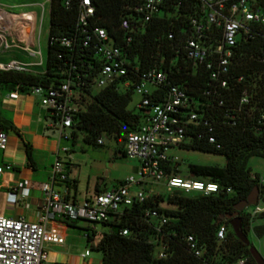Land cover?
Wrapping results in <instances>:
<instances>
[{"label":"trees","instance_id":"obj_1","mask_svg":"<svg viewBox=\"0 0 264 264\" xmlns=\"http://www.w3.org/2000/svg\"><path fill=\"white\" fill-rule=\"evenodd\" d=\"M65 1L68 5L64 4ZM88 1L94 11L91 25L103 28L112 43L121 49L128 61V78L135 83L143 72L152 68L163 69L171 82L199 102L196 111L207 119L208 125H190L192 137L180 148L221 154L225 159L222 166L188 165L189 177L216 183V192L201 195L175 190L165 197L173 208L159 205L163 200L161 194H150L142 202H133L124 208L114 220L104 223L107 231H92L86 239L90 248L101 253V264H214L239 256H245L249 264H255L248 246L234 236L226 215L254 186L258 187V198L264 200L262 181L257 174L251 173L247 165L250 156L264 158V62L260 60L264 38L256 35L246 41L240 40L225 75L227 87L213 88L208 86L209 71L203 66H193L184 48L191 31L189 18L198 10L197 0H169L163 14L153 16L142 25L132 22L131 30L127 32L120 29L119 19L121 14L129 12L126 7L135 0ZM177 1L181 4L175 9L173 5ZM79 2L49 0L43 72L0 71V86L11 85L20 92H26L30 86L55 87L64 78L76 80L77 76L84 93L80 101L89 100L83 110L72 116L70 138L73 140L76 132H81L85 143L99 146L101 144H96V139L105 132L122 143V134L134 130L139 123V111L127 107L133 86L123 91L115 84L99 88L96 92L91 89L100 60L94 53L95 41L82 47L81 33L76 24ZM62 38H73L74 41L67 47L60 43ZM126 78L123 76L121 80ZM156 92L160 93V89ZM243 92L248 102L239 106ZM0 128L7 127L0 123ZM197 133L201 137H197ZM208 136H212L214 142H209ZM24 145L26 157L30 160L31 148L27 142ZM117 152L124 155L121 146ZM164 172L176 174V163L173 166L168 163ZM147 209L162 212L170 218L162 227V234L144 216ZM263 214L264 211L259 212V215ZM239 215L246 234L251 218L244 210ZM220 225L226 227V232L224 239L218 241L216 230ZM123 228L127 230L125 235L121 233ZM253 232L257 237L261 236L264 225L254 226ZM187 235L193 237L196 247L201 250L200 256H195L188 249ZM96 236L97 240L93 242ZM160 240L166 243L164 258L156 256Z\"/></svg>","mask_w":264,"mask_h":264},{"label":"built area","instance_id":"obj_2","mask_svg":"<svg viewBox=\"0 0 264 264\" xmlns=\"http://www.w3.org/2000/svg\"><path fill=\"white\" fill-rule=\"evenodd\" d=\"M168 1L135 0L132 5L126 7L129 12L120 15V29L130 31L132 22L142 25L153 16L163 14ZM64 4L68 5V2L65 1ZM180 4V1H177L173 7L177 9ZM197 7L195 15L189 18L191 31L185 39L186 57L193 66H203L209 71L208 86L226 88L225 75L228 74L239 41L252 39L256 35L264 38V0H197ZM42 12L41 5L40 20ZM93 12V6L88 0H80L76 24L81 33L82 47L88 46L92 40L95 41L94 53L100 60V67L92 80L91 89L115 84L123 91L133 86V92L139 95L140 99L136 103L139 123L134 130L124 133L122 141L124 156L136 159L139 165L134 175L125 177L116 186L97 190L77 201L60 195L53 188L55 183H66L67 180L66 171L58 155L59 150L56 151L50 167L49 181L41 187L44 198L37 220L29 221L23 216L12 218L0 214V264H44L47 260L44 243L63 242V236L56 228L45 227L44 223L48 219L57 216L65 222L84 220L103 225L114 220L133 202H142L146 196L157 194L144 189V185L150 180H164L168 190H181L185 194L207 195L218 190V185L214 182L192 177L182 179L176 174L164 172V167L170 163L169 149L181 147L192 137L190 125H208L207 119L196 111L199 102L182 87L171 82L163 69H149L143 72L135 83L128 78L130 70L127 68V59L121 49L112 43L103 28L91 25L90 18ZM20 16L28 23L32 19L29 13H20ZM73 41V38H62L60 43L69 47ZM8 46L6 35L0 33V48ZM260 60L264 62V51ZM0 71L27 72L28 64L12 58L0 61ZM123 76L127 78L121 80ZM75 79L66 77L55 87L30 86L26 91L39 97L40 105L47 110L50 126L57 125L59 138L67 139L70 136L64 129H71L72 116L83 110L80 101L81 94L84 95L81 91L82 82L77 76ZM240 79L241 77L238 78ZM157 89H160V93L156 92ZM18 92L17 87H14L8 92L7 97L15 99ZM247 102L248 98L243 92L238 105ZM207 131H210V128H207ZM197 137H201V134L197 133ZM6 138V131L0 128V150L5 147ZM207 139L214 142L212 136H208ZM96 144H102L100 138L96 139ZM61 150L67 153V148ZM66 156L69 158V154ZM10 167L7 163L0 164V180L4 171ZM259 181L263 179L259 178ZM10 191V195L13 196L19 190L17 186H12ZM25 194L26 190L22 192V195ZM257 202L258 199L256 204L252 205L250 218L264 211V208L258 207ZM144 216L160 234L162 227L170 220L164 213L153 209H147ZM92 231H96L94 226L84 229L83 237L87 239ZM225 232L226 227L220 225L216 230L218 241L224 239ZM121 233L125 235L127 230L123 228ZM185 241L188 249L195 256H200L201 250L196 247L193 237L187 235ZM165 246L166 243L160 240L156 246L158 258L165 257ZM88 254L89 249L85 248L80 257L85 258ZM214 264L249 263L245 256H239Z\"/></svg>","mask_w":264,"mask_h":264},{"label":"crops","instance_id":"obj_3","mask_svg":"<svg viewBox=\"0 0 264 264\" xmlns=\"http://www.w3.org/2000/svg\"><path fill=\"white\" fill-rule=\"evenodd\" d=\"M31 24L32 19L28 23L20 13L0 10V33L6 35L9 44L7 48H0L8 51L7 54H0V57L6 61L12 58L22 61L21 56L24 54L31 57L38 55L37 60L27 63L28 71L38 74L44 68H37L42 66L39 45L37 50L31 49ZM11 90L0 86V123L7 127L4 129L6 144L0 150V164L11 166L4 171L0 180V214L12 218L23 216L29 221H36L44 198L41 187L49 181L50 167L58 151V134L56 138L47 110L40 105L38 96L19 91L17 98H8L7 94ZM25 142L31 148L30 160L25 154ZM55 184L56 189L61 191V187L67 183ZM12 186H17L19 190L13 196L10 195ZM24 190L26 194L22 195ZM97 190L94 187V192ZM65 195L75 199L74 193L70 191L62 192V196ZM44 225L46 228H56L63 236L61 244L44 243L47 251L44 264H101V257L90 253L85 258L80 257L85 250L81 247V241L86 239L83 237L84 229L77 221L65 222L55 216Z\"/></svg>","mask_w":264,"mask_h":264},{"label":"rangeland","instance_id":"obj_4","mask_svg":"<svg viewBox=\"0 0 264 264\" xmlns=\"http://www.w3.org/2000/svg\"><path fill=\"white\" fill-rule=\"evenodd\" d=\"M41 5L43 6L42 17ZM6 10L14 13L27 12L32 14V24L30 28V38L32 40V50H37L39 45L42 66L37 68L43 69L46 55V43H47V31L49 25V1L48 0H0V10ZM38 41V42H37ZM8 51H2L0 54H7ZM22 61L25 63L32 62L38 59V55L31 57L27 54L21 56ZM0 61L3 60L0 57ZM98 88H94L93 92H96ZM140 97L137 93L131 94V100L127 107L137 111L136 103ZM89 99H85L82 105L88 102ZM54 133L57 138V125H54ZM65 133H70V129H64ZM83 134L76 132V137L72 140L70 136L67 139L58 137V150L59 157L62 160V166L64 167L67 175L66 186L56 189L57 184L53 185V188L62 195V192L70 191L74 193V197L77 201H80L85 196H89L94 192V187L98 190L108 189L114 187L119 181L125 177L134 175L139 162L136 159L128 158L124 155H120L117 152L118 147L122 146L121 141L116 142L110 135L105 132L99 134V138L102 142L101 145L87 144L82 140ZM62 148H67V153L62 152ZM66 154H69L67 158ZM170 165L173 166L176 163L177 173L176 175L182 179L189 178L188 165L189 164H202V165H219L222 166L225 162L223 155L202 152L192 150L189 148H177L172 147L168 151ZM247 165L252 174H257L263 181L260 182L264 187V158L258 156H250L247 161ZM101 180V183L99 181ZM150 182V183H149ZM144 185V189L154 193L161 194L163 200L160 202L161 207L173 208L174 206L166 202L165 197L167 194L175 191L176 189L168 190L164 185V180H150ZM258 207L264 208V200L258 198ZM246 213L250 214L253 210V206H247L243 209ZM83 229L94 226L97 233L107 231L108 228L97 223H88L84 220L77 221ZM256 225H264V214L259 213L253 215L249 222V227L246 232V237L249 244L252 245L264 259V234L257 237L253 232V227ZM94 237L93 242L97 240ZM81 247L89 249V253L96 257H101L99 251L90 248L89 243L86 240L81 241Z\"/></svg>","mask_w":264,"mask_h":264},{"label":"water","instance_id":"obj_5","mask_svg":"<svg viewBox=\"0 0 264 264\" xmlns=\"http://www.w3.org/2000/svg\"><path fill=\"white\" fill-rule=\"evenodd\" d=\"M7 87L12 88L11 85ZM122 135H124V133ZM100 182L101 180L99 181V183ZM257 198H258V187L254 186L244 199L238 201L233 205L234 210L230 214H227L226 218L229 219V226L234 236L242 243H244L246 246H248V251L252 256L255 264H264V259L260 256L258 251L252 245L249 244V241L242 230L241 217L239 215V213L247 206H252L256 204Z\"/></svg>","mask_w":264,"mask_h":264}]
</instances>
